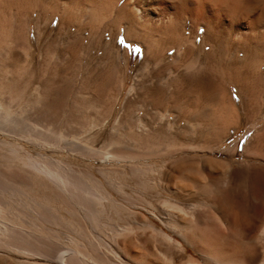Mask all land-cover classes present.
Segmentation results:
<instances>
[{"label":"rangeland","instance_id":"1","mask_svg":"<svg viewBox=\"0 0 264 264\" xmlns=\"http://www.w3.org/2000/svg\"><path fill=\"white\" fill-rule=\"evenodd\" d=\"M3 1L0 0L1 28L17 23L24 12L23 5L15 8ZM31 26V45L25 53L19 51L18 64L12 63L8 53V27L0 34V184L10 197L6 215L13 223L40 235L42 241L52 239L57 248L77 249L88 256L90 264H97L102 261L96 254L98 246L103 254L111 255L108 249H113L117 240L116 227L143 232L137 216L152 220V203L156 199H174L180 183L192 189L198 184L191 189L193 194L198 191L194 197L200 193L213 195L218 188L212 191L211 183L219 181L216 186L227 190L231 173L243 169L257 175L262 185L259 194L264 195V104H243L238 91L228 87L233 101L226 105L150 103L143 99V92L132 88L143 60L141 45L119 39L118 74L107 58L90 57L85 65L68 52L63 56L46 52L36 43L34 21ZM213 89L222 94L217 87L202 93ZM164 91L158 94L170 93ZM16 156L25 162L44 159L62 173L68 170L77 193L71 198L57 197L40 183L48 181L42 175L28 173ZM170 169L172 175L176 173L173 176L177 182L165 179ZM20 176L32 179V184L36 182L34 187H25L27 196L22 206L13 191ZM166 184L170 185L168 189ZM242 186L241 193L229 191V195L249 203V183ZM80 203L89 221L81 219ZM32 211L42 219L36 223L37 228L29 224ZM252 236L255 244L264 248V232L254 229ZM40 246L44 247V243ZM17 258L0 253V264H20L22 260Z\"/></svg>","mask_w":264,"mask_h":264},{"label":"bare ground","instance_id":"2","mask_svg":"<svg viewBox=\"0 0 264 264\" xmlns=\"http://www.w3.org/2000/svg\"><path fill=\"white\" fill-rule=\"evenodd\" d=\"M3 2L11 3L15 8L23 5L24 10L17 23L2 26L5 30L8 27L10 33L6 43L12 63L18 64L16 57L19 51L25 53L26 48L29 50L33 31L31 23L34 21L35 42L42 45L46 52L57 56L68 52L79 57L85 65L90 57L107 58L118 74L121 72V62L117 59L119 39L123 37L127 43L141 45L143 60L132 88L143 92V99L150 103L226 105L233 101L228 87L238 91L243 104H264V0ZM1 25L0 34L5 32ZM214 87L222 94L215 89L208 94L202 93ZM164 90L170 93L158 94ZM42 142L46 143L45 140ZM15 158L31 175H42L48 183L39 182L57 197L71 198L77 193L74 192L76 184L72 173L68 170L67 173L59 172L50 162L40 158L30 162H25L21 156ZM2 174L5 172L2 171ZM173 175L172 169L167 170L165 179L174 181L176 178ZM229 178V189L227 185V190L220 185L217 187L218 181L216 185L211 183L212 191L218 188L216 195L200 193L197 194L199 197H194L198 191L193 194L190 185L180 183L174 199H156L152 203V220L141 214L136 217L144 228L143 232L126 226L116 227L117 240L113 249H108L111 255L103 254V249L98 246L96 254L102 261L97 264H264V248L258 247L252 236L254 229L264 232V195L259 194L262 185L257 181V175L248 170H236ZM31 181L20 176L19 181L14 182L13 191L21 206L27 196L25 187L35 186V181L33 184ZM244 182L249 183V203L244 198L236 199V196L229 195V191L241 193ZM197 185H192L193 189ZM77 188L80 190V186ZM6 192L5 186L0 184V253L15 255L22 260L20 264H77L75 260L90 264L88 256L77 249L57 248L52 239L43 237L45 240L42 241L40 235L13 223L6 215L10 198ZM79 207L83 212L81 219L89 221L85 207L81 203ZM31 213L32 222L29 224L37 228L36 223L42 219L39 213ZM145 231L150 233L143 234ZM41 242L45 248L40 246Z\"/></svg>","mask_w":264,"mask_h":264}]
</instances>
